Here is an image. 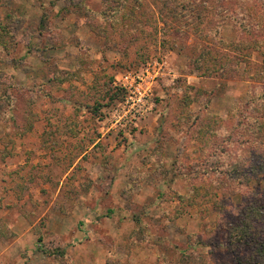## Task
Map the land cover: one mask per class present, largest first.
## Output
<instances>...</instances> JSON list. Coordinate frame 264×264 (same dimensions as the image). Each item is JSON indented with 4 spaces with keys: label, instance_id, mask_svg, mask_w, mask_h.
I'll return each mask as SVG.
<instances>
[{
    "label": "rangeland",
    "instance_id": "rangeland-1",
    "mask_svg": "<svg viewBox=\"0 0 264 264\" xmlns=\"http://www.w3.org/2000/svg\"><path fill=\"white\" fill-rule=\"evenodd\" d=\"M106 5L0 0V264H255L264 0Z\"/></svg>",
    "mask_w": 264,
    "mask_h": 264
},
{
    "label": "trees",
    "instance_id": "trees-1",
    "mask_svg": "<svg viewBox=\"0 0 264 264\" xmlns=\"http://www.w3.org/2000/svg\"><path fill=\"white\" fill-rule=\"evenodd\" d=\"M105 1L107 4L106 6L109 7V10H110V11H108V12H110L109 13L110 18L114 17L115 14H120L123 10L122 7H125V6H123L124 0H105ZM161 9H162V6L158 7L159 13H160ZM108 12L105 10L103 14L105 15V13H107V15H108ZM124 17H125V15H124ZM127 19H128V17H127ZM2 21H3V23H5L4 25H2ZM10 21H11V23L14 22V19L12 18V16L10 14H5L4 18L1 19V21H0V39L3 38L4 35L9 34L10 31H7V28H9V26L11 24V23H9ZM41 23L42 24L46 23L44 18L41 19ZM215 26H216V28H217V26L220 27V24L216 23ZM216 32L217 31H215L213 33V35L215 37V38H213L214 41L217 44H223V42L221 41V38H216V35H215ZM211 33H212V31L209 30L208 34L211 35ZM222 46H225V45L223 44ZM205 57H206V54L201 53L199 58L205 59ZM225 65L226 66H224L221 70L222 74H220V75H222V76H227L226 74L228 72L235 71V69H236L235 66L237 64H235V61H229ZM208 74H211V71H209ZM110 89L111 88H108V92H107V94H108L107 98L109 99V101L107 103L113 104L117 101L116 99L119 96V94L121 93V95H122L123 91L122 90H113V89L110 90ZM106 105H108V104H106ZM248 163H249L248 160L243 159L240 163H236V166L232 167V169H230L228 171V173H230L231 176L233 175V178L236 179L237 183L240 185H247L250 182V180H252L256 176L257 172L259 171V169L258 170L252 169L253 166H251V170L249 171V172H251V176H249V175L245 176L244 173H241L240 171L237 170V168L240 169L241 166L248 164ZM260 165L262 166V169L264 170V163H261ZM235 176H236V178H235ZM261 213L262 212L259 211V209H257V208L247 209L246 213L243 214V216L240 220V224L233 225V227H234L233 230L234 231L236 230L235 241H237L240 244L249 243L250 240L254 241L255 237L252 238L253 237V231L250 230L251 229V222L253 219H259L261 216ZM230 240H233V239L230 238ZM258 244H259L258 241L256 242L255 245L251 244V246L254 245L252 248L254 250L255 255L258 257V260L256 261L255 264H264V246L258 245ZM260 258H261L262 262L259 261ZM253 264H254V262H253Z\"/></svg>",
    "mask_w": 264,
    "mask_h": 264
},
{
    "label": "built area",
    "instance_id": "built-area-1",
    "mask_svg": "<svg viewBox=\"0 0 264 264\" xmlns=\"http://www.w3.org/2000/svg\"><path fill=\"white\" fill-rule=\"evenodd\" d=\"M136 77H137L138 80H139V79L141 80V77H139L138 75H137ZM120 86H121V87H124V88H126V89H127V87H128V86H127L125 83H123V82H120Z\"/></svg>",
    "mask_w": 264,
    "mask_h": 264
}]
</instances>
